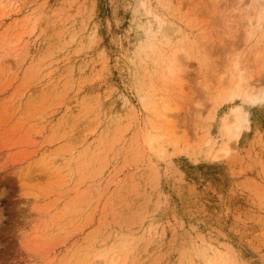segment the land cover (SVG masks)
Instances as JSON below:
<instances>
[{"label":"rangeland","instance_id":"374dc122","mask_svg":"<svg viewBox=\"0 0 264 264\" xmlns=\"http://www.w3.org/2000/svg\"><path fill=\"white\" fill-rule=\"evenodd\" d=\"M110 261L264 264V0H0V264Z\"/></svg>","mask_w":264,"mask_h":264},{"label":"bare ground","instance_id":"6f19581e","mask_svg":"<svg viewBox=\"0 0 264 264\" xmlns=\"http://www.w3.org/2000/svg\"><path fill=\"white\" fill-rule=\"evenodd\" d=\"M241 83H239L238 84V86H237V88L239 89V88H242L243 87V85L241 86L240 85ZM255 89V88H254ZM251 92H248L247 94H246V96H247V98L248 99H251V96H252V94H253V90H250ZM167 109H169V108H167L166 107V111H167ZM169 111V110H168ZM166 113L168 114V112H165V118H167V115H166ZM239 121H240V114H239V110L238 109H233V118L231 119V122L230 123H228L227 125H226V131H227V133L228 134H231L232 133V128H235V127H237V128H239ZM235 139H237V137L235 138ZM229 145H230V143L228 144V143H226L223 147H222V149H220V151L216 154V156H215V159H220L221 160V158H223L224 159V157H226L227 155H228V153H229V148L231 147H229ZM214 258V257H213ZM221 258V257H220ZM216 259V261H217V258H215ZM222 259V258H221ZM215 260H214V262H216ZM221 261V260H220ZM108 264H113V262L112 261H110ZM211 264H212V261H211Z\"/></svg>","mask_w":264,"mask_h":264}]
</instances>
